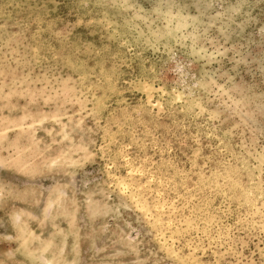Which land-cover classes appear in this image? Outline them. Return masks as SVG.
I'll list each match as a JSON object with an SVG mask.
<instances>
[{
	"label": "rangeland",
	"instance_id": "374dc122",
	"mask_svg": "<svg viewBox=\"0 0 264 264\" xmlns=\"http://www.w3.org/2000/svg\"><path fill=\"white\" fill-rule=\"evenodd\" d=\"M0 264H264V0H0Z\"/></svg>",
	"mask_w": 264,
	"mask_h": 264
}]
</instances>
